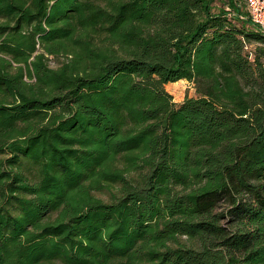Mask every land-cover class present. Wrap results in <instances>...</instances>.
I'll list each match as a JSON object with an SVG mask.
<instances>
[{
    "label": "trees",
    "instance_id": "16d2710c",
    "mask_svg": "<svg viewBox=\"0 0 264 264\" xmlns=\"http://www.w3.org/2000/svg\"><path fill=\"white\" fill-rule=\"evenodd\" d=\"M232 18L0 0V264H264V29Z\"/></svg>",
    "mask_w": 264,
    "mask_h": 264
},
{
    "label": "rangeland",
    "instance_id": "374dc122",
    "mask_svg": "<svg viewBox=\"0 0 264 264\" xmlns=\"http://www.w3.org/2000/svg\"><path fill=\"white\" fill-rule=\"evenodd\" d=\"M232 2L234 3L235 7L229 4V0H211L212 11L213 12L224 11L228 15L233 17L232 19L236 24L238 25L243 24L245 26L253 28L254 24H253V21H251L250 17L248 16V12L246 10L244 0H232ZM251 46H257V44L255 42H252ZM0 56L2 55L0 54ZM70 56L72 55H69V54L49 55L45 53V62L48 63L50 67L56 68V67H59L63 63L69 62ZM17 67H18L17 64L13 62L12 66L9 68V71L11 73H14L16 71L15 68ZM23 79L27 80V82L33 81L29 79L28 75L26 74H24ZM165 88L172 95L173 101L176 103L182 102L186 97L196 95V91H194L195 88H194L193 83L187 80H184V79L169 82L165 85ZM126 176H128V179L131 182H133L134 180L133 178L136 177L134 173H128L126 174ZM118 189H119V186L117 184L116 185L112 184L110 186H105L104 189L102 190L94 191V193L97 197L108 202L113 199L114 194L118 193L117 192ZM222 204L225 205L224 202L223 203L221 202V205H219V207L216 208V211L223 209L224 206ZM220 224L223 226H226L227 228L233 227L230 220L226 218L221 219ZM181 240L182 242L191 243L187 241L185 237H182Z\"/></svg>",
    "mask_w": 264,
    "mask_h": 264
},
{
    "label": "built area",
    "instance_id": "2783aa9c",
    "mask_svg": "<svg viewBox=\"0 0 264 264\" xmlns=\"http://www.w3.org/2000/svg\"><path fill=\"white\" fill-rule=\"evenodd\" d=\"M244 3L251 21L264 29V0H244Z\"/></svg>",
    "mask_w": 264,
    "mask_h": 264
}]
</instances>
